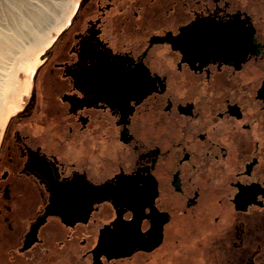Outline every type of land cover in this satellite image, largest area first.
<instances>
[{
    "label": "flooded vegetation",
    "instance_id": "1",
    "mask_svg": "<svg viewBox=\"0 0 264 264\" xmlns=\"http://www.w3.org/2000/svg\"><path fill=\"white\" fill-rule=\"evenodd\" d=\"M188 214L264 264V0H80L0 133V264L150 263Z\"/></svg>",
    "mask_w": 264,
    "mask_h": 264
},
{
    "label": "rangeland",
    "instance_id": "2",
    "mask_svg": "<svg viewBox=\"0 0 264 264\" xmlns=\"http://www.w3.org/2000/svg\"><path fill=\"white\" fill-rule=\"evenodd\" d=\"M79 1L80 0H25V3L22 5L11 6L12 14H14V16H22L27 24L32 23L30 17L35 12H41L48 18V22L44 24L45 26L41 32L43 36L48 35L47 40L43 42L44 45L42 42L30 43L29 50L25 55H22L20 51L17 50L18 48L16 49L17 45L25 46L30 42L25 35L26 27L24 23L14 21L13 15L12 17L8 14L6 15V9L2 8V6L0 7L2 8L0 9V37H4L6 42L10 40L15 41V48L12 47L13 50L11 54L1 58L0 70L6 69L10 71L13 82L18 86L14 93L7 95L4 99V109L1 113L4 118L0 120V133L4 129L7 119L21 110L25 105L31 77L40 61L42 50H44L51 39L59 33L66 24L67 19L72 17ZM52 19L62 20V25L60 27L49 28L48 25L53 24ZM7 45H9V43H7ZM207 224L213 227L216 225L211 217L203 219L200 217H193L192 214H188V216L183 218L178 216L174 221V226L178 229V243L169 238L168 242H166L161 249L155 251L158 255L155 256V260L150 263L142 256H135L131 260H123L116 264H158L159 261L160 264H203V260L206 259V248H204L206 239L204 238L202 226ZM190 226H193L192 230ZM163 253H167V257H161Z\"/></svg>",
    "mask_w": 264,
    "mask_h": 264
},
{
    "label": "bare ground",
    "instance_id": "3",
    "mask_svg": "<svg viewBox=\"0 0 264 264\" xmlns=\"http://www.w3.org/2000/svg\"><path fill=\"white\" fill-rule=\"evenodd\" d=\"M24 3H25V0H0V7L2 6V8L6 9V15L8 14L11 17L13 15L14 21L24 23V26L26 27L25 35L27 36V38L30 41L29 44H27L25 46L19 45L20 47L18 45L16 46V49L18 48L17 50H19L22 55H25L28 52L30 43H32V44H34L36 42L37 43H40V42L43 43L47 40V36H48V35H46V36L44 35L45 36V38H44V36L41 33L43 30V27L45 26L44 24H46L48 22L47 21L48 18L45 15H43V13H41V12L33 13L32 16L30 17L31 21H32L31 24H27L22 16H20V15L14 16V14H12L11 6L14 7V6L22 5ZM2 8H0V9H2ZM52 22H53V24L48 25L49 28L60 27L62 25V20L61 21L53 20ZM48 24H50V23H48ZM42 36H43V38H42ZM7 43H9V45H7ZM43 45H44V43H43ZM12 47L15 48V41L10 40L9 42H6V39L4 37H0V60L3 56H8L9 54H11V52L13 50ZM17 88H18V86H17V84H15L13 82L10 71H8L6 69L0 70V120H2L4 118V116H2L1 113H2V110L4 109L3 102H4L5 97L9 94L14 93ZM115 146H119V144H116ZM167 234H168V230H167ZM165 237H167V235L164 234V239L169 240L168 237L167 238H165ZM164 242H165V240H164Z\"/></svg>",
    "mask_w": 264,
    "mask_h": 264
},
{
    "label": "snow or ice",
    "instance_id": "4",
    "mask_svg": "<svg viewBox=\"0 0 264 264\" xmlns=\"http://www.w3.org/2000/svg\"><path fill=\"white\" fill-rule=\"evenodd\" d=\"M179 39H183V38H179ZM36 163H37V164H39V163H40V161H36Z\"/></svg>",
    "mask_w": 264,
    "mask_h": 264
},
{
    "label": "water",
    "instance_id": "5",
    "mask_svg": "<svg viewBox=\"0 0 264 264\" xmlns=\"http://www.w3.org/2000/svg\"><path fill=\"white\" fill-rule=\"evenodd\" d=\"M138 242H139V240H138ZM138 247H136V248H139L140 247V245H137Z\"/></svg>",
    "mask_w": 264,
    "mask_h": 264
}]
</instances>
